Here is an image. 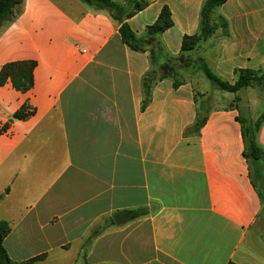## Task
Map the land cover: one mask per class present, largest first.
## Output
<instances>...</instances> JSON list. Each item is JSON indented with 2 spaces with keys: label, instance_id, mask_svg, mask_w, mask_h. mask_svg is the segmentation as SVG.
Returning a JSON list of instances; mask_svg holds the SVG:
<instances>
[{
  "label": "crops",
  "instance_id": "1",
  "mask_svg": "<svg viewBox=\"0 0 264 264\" xmlns=\"http://www.w3.org/2000/svg\"><path fill=\"white\" fill-rule=\"evenodd\" d=\"M145 1L129 27L143 36L167 6L173 26L157 38L179 57L184 38L201 34L205 0ZM16 10L0 28V70L37 67L29 92L0 86V221L11 228L10 259L264 264V159L258 177L238 121L253 123L239 106L250 88L226 92L237 102L214 107L198 134H186L201 107L195 82H157L143 110L150 54L125 45L106 12L81 0H23ZM220 18L228 35L219 28L190 54L234 84L235 70L264 67V0H228L211 23ZM26 104L33 115L13 119ZM257 142L264 150V122ZM120 212L129 217L118 226Z\"/></svg>",
  "mask_w": 264,
  "mask_h": 264
},
{
  "label": "trees",
  "instance_id": "2",
  "mask_svg": "<svg viewBox=\"0 0 264 264\" xmlns=\"http://www.w3.org/2000/svg\"><path fill=\"white\" fill-rule=\"evenodd\" d=\"M93 9L106 12L113 21L119 25V33L122 41L131 50L135 52H149L151 68L142 79V88L144 99L142 109L145 110L151 101V94L154 85L164 79H171L174 82V88L181 86L185 79L181 77L180 71L183 68L194 67L203 71L204 76L220 91L228 93H237L242 89L250 88L255 82L261 81L263 76H256L255 70L237 69L234 74L236 81L230 84L214 74L208 65L200 58L193 59L190 53L197 47L200 41L207 39L219 28L224 35H228V23L224 18H220L218 24H212L211 19L216 9L228 0H205L201 10V34L191 37H185L182 45V54L179 57H171L166 54L162 42L157 35L164 33L173 26L170 9L165 6L157 22L147 27L143 36L138 37L131 30L127 19L134 16L138 11L146 7L145 0H129L128 4H135L133 9L119 4L113 0H81ZM23 0H0V28L7 22H10L17 15V7ZM37 67L35 61L12 62L5 64L0 70V86L10 81L13 88L23 94L29 92L34 87V71ZM161 74L158 77V74ZM34 109L29 105H24L14 116L13 119L25 120L33 115ZM207 121V114L203 115L198 111L195 124L186 132V134H198ZM242 123V135L245 144L244 158L253 166L256 176L262 177L258 163L264 159V150L257 142L258 132L264 122V114L250 125L238 119ZM141 215L140 212L131 213V218L135 219ZM111 222L113 220H110ZM11 232L10 225L5 221H0V264H34L42 260L45 255L31 259L27 262L17 263L10 259L4 241ZM99 234L96 229L93 236ZM88 264V263H86Z\"/></svg>",
  "mask_w": 264,
  "mask_h": 264
},
{
  "label": "rangeland",
  "instance_id": "3",
  "mask_svg": "<svg viewBox=\"0 0 264 264\" xmlns=\"http://www.w3.org/2000/svg\"><path fill=\"white\" fill-rule=\"evenodd\" d=\"M135 2H140L139 0H134ZM129 3V2H128ZM126 4L124 6L128 7V10L133 9V3ZM193 59H197L190 54ZM180 71L181 77L183 79L193 80L196 84V88L198 90L199 100L201 101L200 112L203 115H206L208 111L213 109L214 107H220L225 103H228L230 99L233 98L232 104H234L236 99L234 95L227 94L226 92L218 90L207 78H205L204 73L199 68L190 67L185 68ZM161 74H158V77ZM256 76H263L261 81L255 82L252 87H250L247 91H242L241 98L242 101L239 104L242 116L246 118L248 121L255 122L260 115L264 114V67L258 70H255ZM248 89V88H247ZM216 93H218L216 95ZM221 96H225L226 100L221 98ZM215 98V99H214ZM250 123V122H249ZM253 169V166H252ZM102 227H98V231H102ZM73 261L66 260L61 262L60 260H50L49 263L45 264H72Z\"/></svg>",
  "mask_w": 264,
  "mask_h": 264
},
{
  "label": "water",
  "instance_id": "4",
  "mask_svg": "<svg viewBox=\"0 0 264 264\" xmlns=\"http://www.w3.org/2000/svg\"><path fill=\"white\" fill-rule=\"evenodd\" d=\"M129 215L126 212H120L113 215V220L116 225H122L127 219Z\"/></svg>",
  "mask_w": 264,
  "mask_h": 264
}]
</instances>
